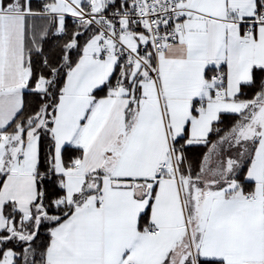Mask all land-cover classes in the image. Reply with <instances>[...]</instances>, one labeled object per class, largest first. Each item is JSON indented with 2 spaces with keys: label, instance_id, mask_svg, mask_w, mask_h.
<instances>
[{
  "label": "snow or ice",
  "instance_id": "1",
  "mask_svg": "<svg viewBox=\"0 0 264 264\" xmlns=\"http://www.w3.org/2000/svg\"><path fill=\"white\" fill-rule=\"evenodd\" d=\"M0 264H264V0H0Z\"/></svg>",
  "mask_w": 264,
  "mask_h": 264
}]
</instances>
